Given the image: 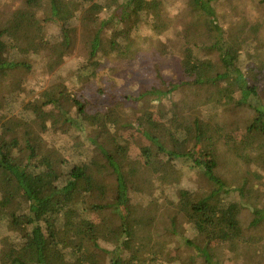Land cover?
Wrapping results in <instances>:
<instances>
[{
    "label": "trees",
    "instance_id": "obj_1",
    "mask_svg": "<svg viewBox=\"0 0 264 264\" xmlns=\"http://www.w3.org/2000/svg\"><path fill=\"white\" fill-rule=\"evenodd\" d=\"M2 1L7 2L0 0V5ZM75 1L74 5L43 1L42 16L35 18L30 6L42 0H23L14 13L16 21L0 29V44L10 35L15 41L0 51V76L11 70L21 76L0 97V110L11 115L18 110L19 118L14 124L16 134L0 148V241L10 249L8 259L0 264H221L206 248L216 243L229 247L232 260L262 262L263 54L246 49L248 61L241 63L240 37L247 21L240 12L227 13L234 0H175L183 5L176 18L184 21L191 36L180 58L185 81L161 80L158 85L153 80L143 84L135 97L130 96L131 88L124 89L125 78L116 75L115 62L123 55L118 46H125L123 34L135 33L150 17L159 16L165 0ZM84 4L97 14L82 13V24L91 30L83 33L76 68L41 65L43 59H37L41 44L67 37L76 22L67 9ZM26 22L37 29L43 22L58 24L59 33L42 34L30 47L32 40L18 36ZM103 38L110 41V49L100 56ZM164 49L153 52L166 56ZM48 73L51 84L59 83L61 94L76 105L75 116L52 100L31 101L41 92ZM201 85L217 89L205 92L189 110L185 87ZM76 89L83 94L74 96ZM93 93L108 98L97 104L87 98ZM228 106L240 113L222 114ZM242 111L252 116L241 119ZM57 130H65V140H59ZM98 139L111 141L114 148L97 144ZM86 143L97 147L102 162L92 158L75 162V157L83 156ZM131 145L139 148L140 165L157 179L151 184V207L174 204L163 185L168 175L195 176L191 187L175 192L177 201L188 197L191 201L181 204L180 216L169 218L173 242L160 250L153 220L133 212L122 173L120 158ZM232 160L243 167L237 179L213 176L214 169ZM94 176L116 180L111 205H84L85 197L94 191ZM198 183L201 187L196 191ZM199 239L204 246L195 242Z\"/></svg>",
    "mask_w": 264,
    "mask_h": 264
},
{
    "label": "rangeland",
    "instance_id": "obj_2",
    "mask_svg": "<svg viewBox=\"0 0 264 264\" xmlns=\"http://www.w3.org/2000/svg\"><path fill=\"white\" fill-rule=\"evenodd\" d=\"M2 1L0 5V29L10 28V25L16 21L14 13L21 9L23 6V0H6ZM47 0H42L41 4L32 3L30 6V12L34 14V17L42 16V6ZM232 1V0H231ZM231 1L228 3L230 4ZM60 2H71L74 5L75 0H60ZM4 5H7L4 7ZM183 8L179 1L165 0L164 8L160 12V15H153L147 20L146 24L140 26L139 30L135 33L123 34V40L125 46H118L123 51L121 58L115 62L114 67L117 69L116 75L123 76L125 78L124 89L129 90L130 96L135 97L141 90L143 84L151 83L153 80L156 84L160 85L161 80L165 82H175L176 84L184 83L185 79L181 72V51L184 44H188L191 41L190 33L183 26V20L176 17L180 16V11ZM89 9V5L84 4L76 9H67L71 13V19H75L76 22L70 27V32L67 37L57 38L55 41H46L41 44L40 50L37 54V59H43L39 61L41 65L50 64L54 66L55 70L64 68L66 70H73L78 63V54L81 51V39L85 31H90L91 27H85L82 24L81 18L84 11H90L91 14H97L96 9L92 11ZM227 13H233L234 11L240 12L239 16H243L247 21V27L244 34L240 37L241 42V63L247 62V53L245 50H249L255 53L263 54L260 70L262 76H264V1L260 0H234L233 5L227 6ZM89 16V12L87 14ZM77 18V19H76ZM13 21L10 23V21ZM85 22L87 20L84 18ZM82 21V22H81ZM11 30V29H10ZM58 24H49L43 22L39 29L35 28L33 24L29 25L28 22L22 24L18 31L20 40H32L30 47H35L37 42L40 41L42 34H58ZM13 38L8 37L5 41L1 42V54L4 52L8 44H12ZM15 42V41H14ZM165 47L166 56L161 54H155L153 49L161 50ZM98 54L101 56L104 52L110 49V41L108 38H103L98 48ZM38 68H49L50 66H41ZM157 70V71H156ZM45 85L41 88V92L32 96L31 101L38 99L39 102L52 100L59 103L61 106L67 108L68 112L75 116L77 107L74 103L68 102V98L61 94V86L55 82L51 84L49 78L51 73L45 74ZM20 73L16 70H11L9 75L0 76V97L8 91L19 79ZM95 80L91 81V88L95 89ZM216 87H210L206 85L185 87V97L188 100V109H194L196 107L197 100L203 96L205 92H208ZM82 89H76L74 96H80L83 94ZM125 91V90H124ZM94 93L87 98H94L97 104H103L106 102L108 95H97L94 97ZM17 111L8 114L7 111L0 110V148L9 143L17 130L14 124L18 121ZM241 119H249L252 113L242 111ZM228 116H236L240 113L237 108L228 106L223 109L222 114ZM43 120V117H42ZM65 130H57L59 140H65ZM94 133L98 132V129L93 130ZM66 144H71V141H65ZM97 144L106 145L109 149L114 148L111 141L106 139H98ZM94 159L96 162H102L104 160L103 155L93 144L86 143L83 156L76 158L75 162L79 160ZM71 159V158H70ZM69 159V160H70ZM74 159V158H72ZM72 161V160H70ZM139 148L136 145L129 147L126 156L120 158L122 165V173L125 176V180L129 186V192L132 199L133 212L136 215L144 218L152 219L154 222V239L157 249L160 250L165 246H171L173 239L169 237L168 230L170 229L169 218L178 214L180 216L181 204L191 201V197L184 199V202L177 201L175 198L176 190L190 186L191 182L195 179V176L191 173H184L183 176L179 174L168 175L164 179L163 184L167 188V194L173 198L174 204L168 203L164 206L151 207L149 202L152 200L151 184L157 179L151 178L152 173L148 168L140 165ZM69 167V164L66 165ZM243 171V167L237 160L229 162H223L213 171V176L224 181H233L237 179L240 173ZM95 187L94 191L85 197L84 205L88 208L109 206L114 202V185L115 179L112 178H99L94 176ZM191 187V186H190ZM201 184L196 185V191L200 189ZM200 195V194H197ZM199 246H204L205 242L202 239L195 240ZM206 248L212 253V257L219 261L221 264H264V257L261 261L245 262L243 259L238 261L232 260L231 252L226 244L216 243L207 244ZM10 249H5V246L0 241V262H6ZM178 264V263H174Z\"/></svg>",
    "mask_w": 264,
    "mask_h": 264
}]
</instances>
